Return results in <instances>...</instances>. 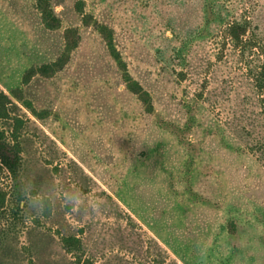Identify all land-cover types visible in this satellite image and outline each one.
Here are the masks:
<instances>
[{"label":"rangeland","instance_id":"obj_1","mask_svg":"<svg viewBox=\"0 0 264 264\" xmlns=\"http://www.w3.org/2000/svg\"><path fill=\"white\" fill-rule=\"evenodd\" d=\"M263 76L264 0H0V264H264Z\"/></svg>","mask_w":264,"mask_h":264},{"label":"trees","instance_id":"obj_2","mask_svg":"<svg viewBox=\"0 0 264 264\" xmlns=\"http://www.w3.org/2000/svg\"><path fill=\"white\" fill-rule=\"evenodd\" d=\"M39 11H40L41 15H43V17H45V14L47 15L49 13L48 10H45L43 8H39ZM45 19H46L45 20L46 25H49V23L51 21H55V18L52 15L49 17H46ZM252 23L253 22L247 17L240 18L238 20H233L230 23H228L227 29L229 31H234V32L230 33V34H232V37L234 39H239V38L245 36V34L248 32ZM255 29L257 30L256 26H255ZM235 31H236V33H235ZM260 43L261 42L259 41L258 45H260ZM259 80L264 81V76H263V78L261 77ZM0 144H3V143H0ZM0 161L5 166V168L8 170V172L11 175L16 176L18 174L19 156L16 153L15 148H9L6 146H1L0 147ZM0 200H1V197H0Z\"/></svg>","mask_w":264,"mask_h":264}]
</instances>
